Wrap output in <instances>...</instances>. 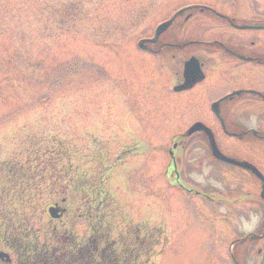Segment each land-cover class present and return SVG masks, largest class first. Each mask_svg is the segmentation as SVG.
I'll return each instance as SVG.
<instances>
[{
    "label": "rangeland",
    "instance_id": "1",
    "mask_svg": "<svg viewBox=\"0 0 264 264\" xmlns=\"http://www.w3.org/2000/svg\"><path fill=\"white\" fill-rule=\"evenodd\" d=\"M235 1L232 9L228 1L222 5L244 13ZM198 2L218 5L215 0H0V192L12 228L20 219L39 245L56 247L53 229L69 222L51 219L47 209L65 198L70 217L83 213L72 217L69 235L76 241L84 237L88 214L79 205L87 195L71 188L84 178L88 192L94 186L107 191L103 229L109 242L121 241L128 264L136 258L144 264H216L214 249L227 253L229 239L254 230L255 211L246 219L245 206L219 200L229 185L242 186L244 169L214 162L205 137L185 135L202 121L224 153L243 154L237 140L221 131L209 105L220 90L212 89L213 80L227 79L228 71L209 62L204 82L175 93L184 62L196 52L155 55L162 46L149 40L159 22ZM191 11L179 15L163 39L219 34L203 14L177 25ZM145 42L153 53L139 48ZM249 118L255 128L258 117ZM175 142L185 187L166 173ZM243 148L250 152L239 158H258L256 145ZM100 172L106 175L102 180ZM220 215L229 223L213 225V216L223 221ZM144 232H151L152 245H134L145 239ZM134 248L137 257L129 253Z\"/></svg>",
    "mask_w": 264,
    "mask_h": 264
},
{
    "label": "flooded vegetation",
    "instance_id": "2",
    "mask_svg": "<svg viewBox=\"0 0 264 264\" xmlns=\"http://www.w3.org/2000/svg\"><path fill=\"white\" fill-rule=\"evenodd\" d=\"M215 1L216 4L218 3L217 6L201 2L194 3L193 5H196L194 11L188 13L187 20L194 14L205 15L206 18L217 24V28L220 30L217 36L214 34L209 39H201L198 36L188 40H184L182 37L168 40L163 39L161 35L155 45L162 47H158L155 55L166 50V52H174L173 57L180 56V53L183 55L185 49L183 43L192 41L193 43L186 48L194 49L195 56L203 70L212 64V67L218 71H228L227 79L219 76L212 83V89L220 87V90L211 94L212 100L209 105L211 106L212 103L225 97L219 104V117L213 113V119L219 125H221L220 119L224 120L227 131L231 134L229 137L237 140L238 149L243 154L250 152L248 148H243L245 143L250 146L256 145L258 151L256 160L241 159L256 165L261 175L256 176L255 173L244 169L243 171L246 173L245 176L243 175L244 181L239 182L242 186L229 185L224 189L225 193L223 191L225 197L219 200L229 201L230 205L234 206H245L248 212L241 214V217H246V219L255 211L259 216V223L254 230H247V232L229 239L226 246L227 253L215 252L219 259L216 264H248L251 259H254L257 264H264V238L252 239L251 237L252 234L261 235L264 233V0H238L239 5L242 4L245 11L239 14L229 12L232 5L236 4L235 0ZM227 1L230 4L228 6L230 9L222 5ZM253 7H255V11L250 12ZM184 22L185 20L177 25ZM164 46L171 47V50L164 49ZM152 48V44H148L147 51L153 53L154 49ZM158 51L160 52L158 53ZM252 115L258 117V124L255 128L249 127L252 119L249 116ZM177 148L178 145L175 149ZM243 154L236 151L229 153L230 156L236 158L244 157ZM212 160L220 163L223 167L231 166L220 160L217 162L213 157ZM203 162L206 160L199 161L197 165L200 166ZM232 182L234 181L232 180ZM73 187L71 186V188ZM216 202L211 201V204L216 205ZM53 204L61 205L56 201ZM4 205L6 202L0 192V264H71L70 262L73 260L72 245L66 247L68 255L65 260L62 259L59 247L39 245L37 240L30 235V231L25 230L24 226L22 228L20 219H17L15 228H12L10 222L14 219L6 213ZM213 217V220L217 221V217ZM220 217L223 218V221L219 220V223H229V218L225 215H220ZM66 230L67 236L71 237L69 229Z\"/></svg>",
    "mask_w": 264,
    "mask_h": 264
},
{
    "label": "trees",
    "instance_id": "3",
    "mask_svg": "<svg viewBox=\"0 0 264 264\" xmlns=\"http://www.w3.org/2000/svg\"><path fill=\"white\" fill-rule=\"evenodd\" d=\"M92 190V189H91ZM106 199V197H105ZM106 202V201H105ZM103 199L98 200L96 198L91 199L89 203V209L91 210V214L93 220L91 222V229L93 232L90 238L82 243L73 244L74 249L73 252V261L75 264H128L129 260L126 257L127 252L123 253L121 251V241L114 240L113 242H109L106 237H108V233L104 231L103 228H106L101 224V217L104 214L102 211L104 206ZM97 219V221H95ZM139 229V228H138ZM137 229V230H138ZM145 236L144 240H137L134 245H142L149 247L152 245V234L151 232H144ZM144 250V247L142 248ZM147 249V248H146ZM144 250L145 253L147 250ZM117 250V251H116ZM148 252V251H147ZM121 254V256L119 254ZM130 254H133L137 257L139 255V249L134 248L132 252L129 251ZM134 264H144L135 260Z\"/></svg>",
    "mask_w": 264,
    "mask_h": 264
},
{
    "label": "water",
    "instance_id": "4",
    "mask_svg": "<svg viewBox=\"0 0 264 264\" xmlns=\"http://www.w3.org/2000/svg\"><path fill=\"white\" fill-rule=\"evenodd\" d=\"M169 22L163 24L160 26L159 30H158V35L157 37L154 39V41H156L160 35V32L163 31L164 27L168 26ZM143 47H145L144 43L142 44ZM185 76H186V84H184L183 86H181L179 89H184V88H190L192 87L197 81H200L204 78L203 74H201V72L199 71V65L197 64L196 67V60L195 59H191L190 61H188L186 63V68H185ZM197 131H202L205 135L208 136L209 139V144H210V148L212 150V154L216 157L219 158L221 160L227 161V162H231L240 166H243L253 172H255L256 174H258V170L256 169L255 166H253L252 164L248 163V162H239L237 160H234L232 158H229L227 156H225L224 154H222L220 152V150L218 149L217 145H216V141L213 135V132L211 131L210 128H208L207 126H205L203 123L201 122H197L195 124H193L190 129H188L186 135L190 136L191 134H193L194 132ZM52 215L56 216L55 210H52ZM264 235V234H263Z\"/></svg>",
    "mask_w": 264,
    "mask_h": 264
},
{
    "label": "bare ground",
    "instance_id": "5",
    "mask_svg": "<svg viewBox=\"0 0 264 264\" xmlns=\"http://www.w3.org/2000/svg\"><path fill=\"white\" fill-rule=\"evenodd\" d=\"M198 85H199V84H198ZM198 85H197V86H198Z\"/></svg>",
    "mask_w": 264,
    "mask_h": 264
}]
</instances>
